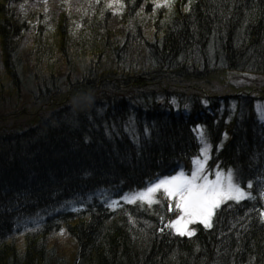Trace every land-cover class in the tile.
Here are the masks:
<instances>
[{"label":"trees","instance_id":"obj_1","mask_svg":"<svg viewBox=\"0 0 264 264\" xmlns=\"http://www.w3.org/2000/svg\"><path fill=\"white\" fill-rule=\"evenodd\" d=\"M66 1L0 0V264H264V85L236 81L264 78V0L178 2L151 39L107 18L79 53ZM202 131L211 175L232 172L249 198L193 236L171 230L163 191L166 206L110 208L191 175Z\"/></svg>","mask_w":264,"mask_h":264},{"label":"rangeland","instance_id":"obj_2","mask_svg":"<svg viewBox=\"0 0 264 264\" xmlns=\"http://www.w3.org/2000/svg\"><path fill=\"white\" fill-rule=\"evenodd\" d=\"M182 1H184V3H188L187 5L189 8V4L192 0H142L139 4L140 6L138 10L133 9L134 12H131L130 8H128L129 6H127L124 0H67L66 1L67 9L73 11L74 13L72 14L76 16L74 17L76 19L73 20L72 27H71L72 36L75 40L74 44L72 45V49L74 50L76 48L75 51L79 53V49L84 47L83 44H86V42L88 41L87 39L93 38L97 34V32L102 33L104 30V25H105L107 18H111L109 25H113V26L117 25L116 26L117 28H120V27L126 28V32L127 31L131 32L134 35L137 34V37L139 33H138V28H136V26L138 25L140 27L139 29L143 31L142 33L145 36V38L151 39L153 37V34L156 32L158 25H160V27L162 26L161 32L164 30L165 26L163 25L168 22L169 15L171 11L173 10V7L177 5L176 3L182 2ZM89 19L92 21L97 19L99 21L98 23L101 24V27H100L101 29L97 27L96 30L95 29L87 30L86 29L87 26L88 27L91 26L90 23L88 25V21H90ZM113 20L115 21V23L111 22ZM34 28L36 29V26H34ZM36 34L37 33L34 32L32 34V38H34ZM49 39L51 42L54 41L53 35L50 36ZM73 50L72 52H70V54L73 53ZM34 62L39 64L38 60H34ZM43 63L41 62L39 65L41 68L45 69L46 64H43ZM50 68L52 70L56 68L55 71L60 70V68H58L57 66L53 68L51 65ZM64 69H66V67H63V69L61 70H64ZM236 81H237V84L242 83V84L250 85L252 87L254 86L257 88H261L264 85V78H260L257 76L241 75L236 79ZM256 108L259 111L260 115L262 116V120L264 121V101L261 100L257 104ZM199 135H200L201 148H200L199 156L196 157L195 160L193 161L192 173L195 172L197 169V165L195 161L197 159H200L201 161L205 160L204 149L206 147H207V158H206V163L204 165V172L207 174V178L209 180H215L217 171L221 172L224 175H227L228 173H232L230 171L228 172V171H223V170H215V175H211V172H209L210 170L209 161L211 158V146H210V143L204 131L200 132ZM180 172H183L188 177H191L192 175V174L191 175L187 174L184 168L181 169ZM180 172H178L177 174L173 176L178 175ZM166 178L168 177H165L163 179H166ZM234 181H235V178H234ZM144 191L146 190L136 191L135 194H128L124 196L123 201L129 202V199H126V197L131 198L137 195L138 193H141ZM160 191H163V189H161ZM158 193L159 192L155 194V202L151 204L147 203L144 200H137L135 203H146L149 205L160 203L163 206H166V200H163V198L160 197ZM249 197H245L244 199L249 198ZM227 201L222 202L220 206ZM172 202L173 204L175 203L176 208L180 211V209L177 207L178 201L172 200ZM122 203H123L122 200H119V201L116 200V201H112L110 206L113 209H116L120 207ZM216 210H215V213H216ZM182 215L183 213L180 211L179 217L175 218V220L171 222V230L176 234L181 235L178 229H182L185 232L193 233L192 235H185V236H193L196 233V229L194 228L195 225L201 224L205 226L203 223H201L198 220L193 223H186L185 221H180V217ZM214 216L212 217V222H213ZM177 221H180V223L177 224L176 223ZM60 240H61V245H62L61 251L63 252L64 255H67V257L71 259L74 254L73 246L69 244L70 242H68L66 238H64V235L60 238Z\"/></svg>","mask_w":264,"mask_h":264},{"label":"snow or ice","instance_id":"obj_3","mask_svg":"<svg viewBox=\"0 0 264 264\" xmlns=\"http://www.w3.org/2000/svg\"><path fill=\"white\" fill-rule=\"evenodd\" d=\"M205 160L197 159V169L191 177L180 172L176 176H171L160 180L151 188L137 195L127 198L129 202L135 203L137 200H144L151 204L155 202V194L163 189L167 198L178 201L177 207L183 213L180 221L193 223L200 221L205 227H212V217L220 204L227 200L240 201L250 194L234 181L232 173L227 175L216 172V179L209 180L204 172V165L207 158V147L204 149ZM202 181V182H201ZM247 187H252L249 183ZM180 221L176 223L179 224ZM181 235H192V232H185L178 229Z\"/></svg>","mask_w":264,"mask_h":264}]
</instances>
